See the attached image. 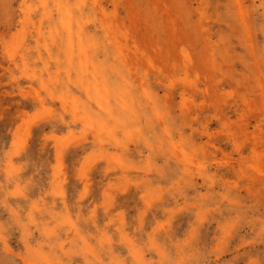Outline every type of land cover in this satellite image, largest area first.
Masks as SVG:
<instances>
[{
    "label": "rangeland",
    "instance_id": "374dc122",
    "mask_svg": "<svg viewBox=\"0 0 264 264\" xmlns=\"http://www.w3.org/2000/svg\"><path fill=\"white\" fill-rule=\"evenodd\" d=\"M0 264H264V0H0Z\"/></svg>",
    "mask_w": 264,
    "mask_h": 264
},
{
    "label": "bare ground",
    "instance_id": "6f19581e",
    "mask_svg": "<svg viewBox=\"0 0 264 264\" xmlns=\"http://www.w3.org/2000/svg\"><path fill=\"white\" fill-rule=\"evenodd\" d=\"M66 30H67V29H66ZM71 30H73V29H71ZM71 30H70V31H71ZM71 32H72V31H71Z\"/></svg>",
    "mask_w": 264,
    "mask_h": 264
}]
</instances>
